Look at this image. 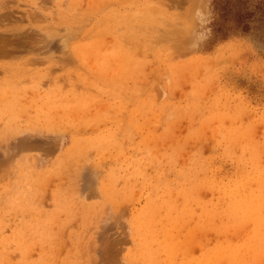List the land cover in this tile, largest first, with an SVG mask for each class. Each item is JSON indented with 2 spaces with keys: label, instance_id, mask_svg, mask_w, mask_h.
I'll list each match as a JSON object with an SVG mask.
<instances>
[{
  "label": "rangeland",
  "instance_id": "obj_1",
  "mask_svg": "<svg viewBox=\"0 0 264 264\" xmlns=\"http://www.w3.org/2000/svg\"><path fill=\"white\" fill-rule=\"evenodd\" d=\"M198 0H0V264H264V50Z\"/></svg>",
  "mask_w": 264,
  "mask_h": 264
},
{
  "label": "trees",
  "instance_id": "obj_2",
  "mask_svg": "<svg viewBox=\"0 0 264 264\" xmlns=\"http://www.w3.org/2000/svg\"><path fill=\"white\" fill-rule=\"evenodd\" d=\"M212 34L248 36L264 50V0H211Z\"/></svg>",
  "mask_w": 264,
  "mask_h": 264
},
{
  "label": "clouds",
  "instance_id": "obj_3",
  "mask_svg": "<svg viewBox=\"0 0 264 264\" xmlns=\"http://www.w3.org/2000/svg\"><path fill=\"white\" fill-rule=\"evenodd\" d=\"M212 22L211 0H198L191 12V20L187 32V38L190 41L188 47L190 49L196 50L200 48L202 44L211 38Z\"/></svg>",
  "mask_w": 264,
  "mask_h": 264
}]
</instances>
